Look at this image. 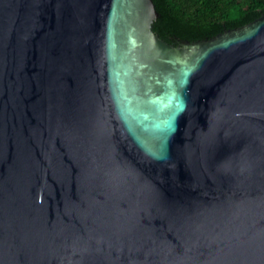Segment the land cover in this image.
<instances>
[{"label": "water", "instance_id": "1", "mask_svg": "<svg viewBox=\"0 0 264 264\" xmlns=\"http://www.w3.org/2000/svg\"><path fill=\"white\" fill-rule=\"evenodd\" d=\"M158 17L0 0V264H264V13Z\"/></svg>", "mask_w": 264, "mask_h": 264}, {"label": "trees", "instance_id": "2", "mask_svg": "<svg viewBox=\"0 0 264 264\" xmlns=\"http://www.w3.org/2000/svg\"><path fill=\"white\" fill-rule=\"evenodd\" d=\"M159 17L153 29L170 36L197 40L248 23L264 13V0H153Z\"/></svg>", "mask_w": 264, "mask_h": 264}]
</instances>
